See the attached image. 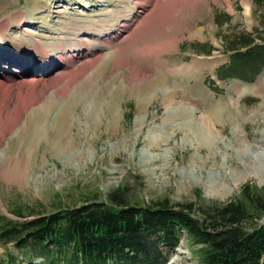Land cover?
Here are the masks:
<instances>
[{"label": "rangeland", "instance_id": "obj_1", "mask_svg": "<svg viewBox=\"0 0 264 264\" xmlns=\"http://www.w3.org/2000/svg\"><path fill=\"white\" fill-rule=\"evenodd\" d=\"M39 1L43 10L35 13L37 22L22 19L19 24L12 12L32 10ZM64 1L0 0V38L6 37L0 53V212L17 220L10 212L17 204L74 205L94 191L105 196L121 184L133 200L145 203L163 197L197 201V190L200 200L225 204L247 183L264 186V68L254 82L217 77L218 67L228 61L233 35L252 32L261 42L257 33L264 31V4ZM247 7L250 19L244 14ZM224 13L231 21L218 25ZM73 18L83 27L107 20L111 29L67 28L60 34L57 27ZM158 24L162 33L152 30ZM28 35L47 39L46 48L58 53L42 56L31 50L29 40L17 44V38ZM200 44L212 53L195 50ZM10 49L43 63L33 58L28 61L34 66L24 64L18 55L10 56ZM46 62L52 64L48 70ZM151 66L165 70L154 86L147 83L156 81ZM208 121L215 129L205 127ZM258 220L264 223V216ZM3 251L0 243V259ZM193 251L183 236L168 264H198Z\"/></svg>", "mask_w": 264, "mask_h": 264}, {"label": "trees", "instance_id": "obj_2", "mask_svg": "<svg viewBox=\"0 0 264 264\" xmlns=\"http://www.w3.org/2000/svg\"><path fill=\"white\" fill-rule=\"evenodd\" d=\"M248 56L247 67L237 69ZM253 57L264 65V50L249 47L222 71L258 72ZM96 192L74 205L18 204L12 208L17 220L0 214L2 264L18 262L9 243L25 258L42 257L47 264H165L184 233L198 246L200 264H264V223L258 220L264 216V186L247 183L225 204L200 200L197 190V201L183 203L169 197L133 200L126 184L105 196Z\"/></svg>", "mask_w": 264, "mask_h": 264}, {"label": "bare ground", "instance_id": "obj_3", "mask_svg": "<svg viewBox=\"0 0 264 264\" xmlns=\"http://www.w3.org/2000/svg\"><path fill=\"white\" fill-rule=\"evenodd\" d=\"M68 1V0H67ZM78 1V0H77ZM116 1V0H115ZM123 1V0H122ZM133 1V0H132ZM139 1V0H138ZM164 1V0H163ZM121 2V1H120ZM70 3V2H69ZM77 3H81V1H78ZM128 3H130V1L128 2ZM135 3V2H134ZM116 5V4H115ZM43 5H42V3H41V1H39V3H36L34 6H33V8H32V10H29V9H27V10H17V11H13L12 13L13 14H15V17H16V19L19 21L18 23L19 24H21L22 23V19H26L27 20V22L26 23H30V24H33V23H36L37 22V18L35 17V13H37V12H40L41 10H43V9H41V7H42ZM86 7H88L89 5H85ZM51 9H52V6H50L49 5V7H48V10L49 11H51ZM127 10V9H126ZM166 11V10H165ZM120 13H121V10L119 11ZM123 12V11H122ZM11 12H10V14H8V15H6L5 17L8 19V18H11L12 16H13V14H12ZM118 13V12H117ZM167 13V12H166ZM76 14V13H75ZM152 14V13H151ZM245 14H250V10L249 11H246L245 12ZM128 15V14H127ZM126 15V16H127ZM160 16V15H159ZM173 16V15H172ZM41 20L43 19L42 17H40V16H38ZM111 17V16H110ZM133 17V16H132ZM135 17V16H134ZM171 17V16H170ZM5 18V19H6ZM14 18V17H13ZM88 18V17H87ZM117 18L118 17H116L115 18V21H117ZM130 18H131V16H130ZM157 18V17H156ZM166 18V17H165ZM4 19V20H5ZM102 19H104V18H102ZM3 20V21H4ZM15 20V19H14ZM32 20L34 21V22H32ZM92 20V19H91ZM101 20V19H100ZM127 20V19H126ZM153 20H155V19H153ZM48 21V19H44L42 22H44L45 24H46V22ZM85 21V20H84ZM164 21V20H163ZM78 22H79V19L77 20L76 18H73L72 19V21H70V22H68V24H66L65 26H61V27H57V29H59L58 30V32H60V34H62L61 32H63V31H65V29H67V28H70V29H76V28H86V30L85 31H93L94 29L95 30H98V31H100V32H106L107 30H109V29H111V28H109V26H108V21L107 20H102V21H100V23L99 22H97V23H99V24H97V26H94L93 27V25H87V26H81V25H76V24H78ZM81 22V21H80ZM92 22V21H91ZM167 22H170V20H167L166 22H164V23H167ZM173 22H174V20H173ZM25 23V22H24ZM95 23V22H94ZM126 23V22H125ZM155 23V22H154ZM112 24V23H111ZM124 24V23H123ZM132 24V23H131ZM171 24V23H170ZM172 24H175V22L174 23H172ZM74 25H76V26H74ZM95 25V24H94ZM160 24H158V25H156V26H154L153 27V25H152V30H153V28H157V31H160L161 33H162V31H163V29H162V26H163V24H161L160 26H159ZM167 25V24H166ZM2 26H3V22H2V20L0 21V30L2 29ZM44 26V25H43ZM114 26V25H113ZM112 26V27H113ZM126 26V25H125ZM148 26V25H147ZM99 27V28H98ZM111 27V26H110ZM149 27V26H148ZM165 27H167V26H165ZM93 28V29H92ZM126 28V27H125ZM170 28V27H169ZM24 29H27V30H25V31H29V33L30 34H32V29H28V28H24ZM150 29H151V27H150ZM174 29V28H173ZM136 30V29H135ZM164 30H167V28H165ZM32 31V32H31ZM70 31H72V30H70ZM139 31H141V30H138V32ZM156 31V30H155ZM73 32V31H72ZM136 32V31H135ZM165 32V31H164ZM167 32V31H166ZM168 32H169V30H168ZM167 32V33H168ZM2 33V32H1ZM147 33V32H146ZM166 33V34H167ZM1 35V34H0ZM33 35V34H32ZM65 35H67L66 33H65ZM74 34H72L71 36L74 38V41H76V37H74L73 36ZM136 35V34H135ZM168 35V34H167ZM171 35V34H170ZM2 36V35H1ZM68 36V35H67ZM65 37V38H68V37ZM3 37H5V36H3ZM25 38H23V37H19V38H17L16 39V41H17V44L18 45H23V43L24 42H26V41H28L29 40V42H30V45H31V50H34V51H39L40 52V54L42 55V56H44V55H48V54H55V53H58V51L56 50V49H54V48H51L50 46L49 47H47L46 48V44L48 45L50 42H48L47 41V39H45V41H36V40H38V39H36L35 37V39L36 40H30V36L28 35V36H24ZM6 38V37H5ZM64 38V37H63ZM70 38V37H69ZM70 40V39H69ZM111 40V39H110ZM122 40V39H121ZM172 40H173V38H172ZM73 41V42H74ZM148 41V40H147ZM0 42H2L1 40H0ZM148 42H150V41H148ZM170 42H171V40H170ZM173 42V41H172ZM142 43V42H141ZM1 44V43H0ZM27 44H29V43H27ZM44 44H45V51H44V49L42 48V46H44ZM157 44V43H156ZM102 45V44H101ZM147 45V44H146ZM154 46V45H153ZM167 46V45H166ZM170 46V45H169ZM20 46H18V48H19ZM98 47H101V46H98ZM136 47V46H135ZM140 47H141V45H140ZM144 47V46H143ZM168 47V46H167ZM165 47H164V45H163V49H164ZM160 49H162V48H160ZM162 49V50H163ZM11 50V49H10ZM59 50H61V49H59ZM145 50V49H144ZM165 50V49H164ZM12 51H15V50H12ZM133 51V50H132ZM61 52H63L64 53V50H61ZM152 52V51H151ZM154 52V51H153ZM153 52H152V54H153ZM164 52V51H163ZM166 52V51H165ZM12 53V52H11ZM144 53V52H143ZM13 54V53H12ZM26 55H27V57H25V55H24V52H20V54L19 55H21L20 57H19V59H25L26 58V62H29L28 60L29 59H33V58H35L34 60H32V61H35V62H37V63H39V62H42V61H40L37 57H33V56H30V57H32V58H29V53H25ZM162 54V53H161ZM131 55V54H130ZM127 56V55H126ZM133 56V55H132ZM138 56V55H137ZM137 56H135V57H137ZM146 56V55H145ZM153 56V55H152ZM155 56V55H154ZM121 57V56H120ZM119 57V58H120ZM125 57V56H124ZM118 58V57H117ZM121 58H123V57H121ZM117 60H119V59H116V61ZM127 60H128V58H127ZM145 61V60H144ZM48 63H51V62H46L45 63V66L48 64ZM151 65V64H150ZM150 65L148 66V67H150ZM2 66V65H1ZM48 66H50V64H48L46 67H48ZM169 67V66H168ZM174 67V66H173ZM167 68V67H166ZM9 70H12V68L11 69H9ZM186 70H193L192 68H187ZM148 71V70H147ZM150 71L154 74L153 76L156 78V81L153 79V81H151L150 79V82H147L148 83V85H151V86H154L155 85V83L157 82V81H159V80H161V78H162V75H161V72L163 71L164 73H165V70L163 69H161V67H158V68H153L152 66H151V68H150ZM135 73V72H134ZM136 74V73H135ZM172 74V73H171ZM138 75H140V74H138ZM144 76H146V75H143L142 77H144ZM148 77H149V75H148ZM150 77H152V76H150ZM146 87V86H145ZM172 91L171 90H169L168 91V96H169V99H168V101L171 99L170 98V96H172ZM223 102V101H222ZM172 103V101L170 102V104ZM229 104V103H228ZM227 104V105H228ZM168 106H169V104H167ZM226 105V103L224 102V104H221L220 103V106L222 107V106H225ZM216 106V105H215ZM227 108V107H226ZM213 109H214V106L212 107V111H213ZM18 114V113H17ZM13 115V114H12ZM19 117V116H18ZM35 118V122H34V124L36 123H38L37 122V120H38V115H36V117H34ZM19 121V120H18ZM30 122H32V120L30 121ZM63 126H64V124H65V117L63 116ZM33 123V122H32ZM207 126V128L208 129H215V127L211 124V122L210 121H208L207 123H206V125H205V127ZM65 128V127H64ZM31 130V129H30ZM45 140V139H44ZM29 151V150H28ZM26 152V151H25ZM26 154V153H25ZM16 171V170H15ZM14 176V175H13ZM170 261H172V260H170Z\"/></svg>", "mask_w": 264, "mask_h": 264}]
</instances>
